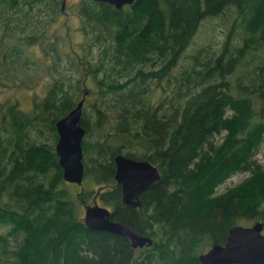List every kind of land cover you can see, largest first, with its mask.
Returning <instances> with one entry per match:
<instances>
[{
  "label": "trees",
  "instance_id": "16d2710c",
  "mask_svg": "<svg viewBox=\"0 0 264 264\" xmlns=\"http://www.w3.org/2000/svg\"><path fill=\"white\" fill-rule=\"evenodd\" d=\"M60 3L0 0V62L13 65L42 40L49 76L26 111L0 103V224L9 226L0 252L12 264H200L198 254L222 243L231 225L264 224V166L253 157L264 140V0H133L120 8L83 0L82 41L70 52L43 43ZM230 7L219 52L200 47L173 73L201 21ZM15 71L9 66L4 77ZM82 96V179L101 183L110 218L148 235V246L87 227L82 188L61 176L54 123ZM95 128L103 135L89 140ZM116 153L158 170L137 207L121 201ZM233 172L248 173L244 184L213 193Z\"/></svg>",
  "mask_w": 264,
  "mask_h": 264
},
{
  "label": "water",
  "instance_id": "95a60500",
  "mask_svg": "<svg viewBox=\"0 0 264 264\" xmlns=\"http://www.w3.org/2000/svg\"><path fill=\"white\" fill-rule=\"evenodd\" d=\"M95 1H104L120 8L133 0ZM82 100L83 96L54 123L57 138L53 149L61 167V176L65 181L77 185L81 184L83 175L80 141L84 130L79 122ZM112 160L113 178L120 186L122 202L132 207L139 206V194L159 179L157 168L146 159L129 157L123 153L114 154ZM82 207V221L87 227L116 233L131 247L151 244L148 235L138 232L127 223L110 219V212L105 206L93 201L92 204L83 203ZM263 226L262 219H256L250 225H231L222 243L212 242L198 254L200 264H264Z\"/></svg>",
  "mask_w": 264,
  "mask_h": 264
},
{
  "label": "rangeland",
  "instance_id": "374dc122",
  "mask_svg": "<svg viewBox=\"0 0 264 264\" xmlns=\"http://www.w3.org/2000/svg\"><path fill=\"white\" fill-rule=\"evenodd\" d=\"M82 1L83 0H64L62 11H59L58 5L55 19L49 22L47 25V31L50 33L47 37L50 38H46L43 43L49 46V44L60 42L61 44H64L63 49L67 52H70L69 50H71L70 44L72 45V48L78 46V43L82 41L81 33L78 28L84 23L83 17L78 14V10L81 8L79 4ZM234 14V9L230 7L219 15L205 17L201 21L193 38H191L182 52L176 67L173 70V73H177L182 68L186 67L190 62L189 55L200 47L205 49L204 54L214 53L216 55L220 50L226 33L234 21ZM44 15L47 16V14ZM54 35L57 37H54ZM41 42L42 40H36L30 47L25 48V54H20L21 56L19 55L17 57L18 61L13 65L0 62V78H2L0 81V103L3 104V108H6L8 104L16 103V106L19 109L26 111L30 108L32 100L41 96L43 92L42 89L46 85L45 81L49 78L48 73L45 72V67L43 64L44 52L41 47ZM238 43L239 40L237 38L234 42V45ZM22 56L27 57V64L23 61ZM45 59V62H47V56ZM62 64L63 68L68 70V63L61 61L59 67H61ZM9 66H12V68L17 70L15 71L17 72L15 77L11 79L4 77L6 76V68H9ZM93 89H95V87ZM3 108H1V110H3ZM86 110H89V107H86ZM86 113L88 114V112ZM103 132V129L95 128L89 136L87 135V137L89 140L93 141L95 138H101L103 135L101 133ZM32 133L33 131H31L30 134ZM224 133L225 131L214 136V141H216L215 144H218L222 140ZM46 140L49 141V139ZM253 157H255L257 161L264 166V140L256 149ZM247 175V172L231 173L223 181L218 182L214 186L213 193H219L229 187L238 186L241 184L243 185L245 178L248 177ZM72 187L75 191H78L80 188H82L84 193V203L90 204L93 193L97 188H101V183H96L93 181L85 182V180L82 179L80 185L75 184L72 185ZM96 202L99 205H103L97 198ZM80 212L82 215V204H80ZM256 219L258 218L252 220L243 219L240 221V224L250 225ZM8 227V225L1 223L0 234H5ZM12 243L13 241L11 239L8 240V249L6 252H10L9 249L12 245L9 244ZM209 246L210 245L206 246L205 248L207 249ZM0 264H12L11 254L8 255L5 252H0Z\"/></svg>",
  "mask_w": 264,
  "mask_h": 264
},
{
  "label": "flooded vegetation",
  "instance_id": "af4514ba",
  "mask_svg": "<svg viewBox=\"0 0 264 264\" xmlns=\"http://www.w3.org/2000/svg\"><path fill=\"white\" fill-rule=\"evenodd\" d=\"M60 7H59V10L60 11H62V9H63V6H64V0H60ZM124 5V4H123ZM99 190H100V188H97L96 190H95V192L93 193V195H92V197H91V203L90 204H92L93 203V201L95 202V203H97L96 202V198L97 199H99L98 198V192H99ZM120 198H121V193H120ZM122 201V200H121ZM84 203V200L82 201V204ZM140 203V202H139ZM85 204V203H84ZM98 204V203H97ZM125 204V203H124ZM103 206H105V205H103ZM129 206V205H128ZM108 210H109V212H110V214H111V209L108 207V206H105ZM132 207V206H131ZM135 207H137V206H135ZM110 217V216H109ZM111 219V218H110ZM113 220H115V219H113ZM118 221V220H117ZM121 222V221H120ZM109 232V231H108ZM122 237V236H121ZM123 238V237H122ZM124 239V238H123ZM125 240V239H124ZM143 246H145V245H143ZM136 247H138V246H135V247H133V248H136ZM142 247V246H141Z\"/></svg>",
  "mask_w": 264,
  "mask_h": 264
}]
</instances>
